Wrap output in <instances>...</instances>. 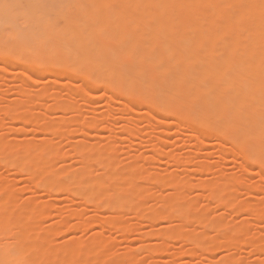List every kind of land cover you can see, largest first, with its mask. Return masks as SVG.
<instances>
[{
	"label": "bare ground",
	"instance_id": "bare-ground-1",
	"mask_svg": "<svg viewBox=\"0 0 264 264\" xmlns=\"http://www.w3.org/2000/svg\"><path fill=\"white\" fill-rule=\"evenodd\" d=\"M3 4L10 7H0V69L6 72L12 68L11 72L26 77L23 78L26 81L18 85L22 93L20 98H12L15 102L6 103L3 107L5 112L13 111L9 114L13 117L9 126L15 127L16 132L25 129L16 125L18 119L33 124L36 119L44 120L25 106L26 103L20 102L39 100L41 92L35 96L34 92L28 93L29 81L40 83L44 74H53L56 81L66 84L69 96L74 90L73 85L76 88L82 80L80 87L85 86L90 99L95 100L97 92L102 90L100 92L104 95L99 94L98 98L106 96L108 100H116L119 106L116 108L111 101H107L109 107L106 110L112 114V111L118 112L124 107L122 112L126 110L130 115L124 123L126 130L138 129L137 119L140 117L159 127L158 133L172 126H185L197 139V146L203 145L204 148V144H209L207 138L218 137L220 150L226 155L231 154L234 159L239 158L247 174L254 173L251 168L255 167L256 173H264V0H0V5ZM15 63L18 70L13 71ZM78 76L80 81L72 85ZM69 84L72 86H67ZM55 86L56 89L59 87ZM77 88L76 91L82 93ZM56 89L50 92L56 98L54 105L56 103L58 109L63 107L65 110L74 107L75 98L70 99L65 92L66 97L59 96L60 87L58 91ZM82 94L85 95L84 92ZM53 103L50 109L55 110ZM88 110L97 111L95 108L94 111ZM100 114L96 116L93 113L95 116L92 118L89 114L87 123L97 125V119L100 122L109 115L104 112L105 116L101 114L100 117ZM87 118L95 121L90 120L89 123ZM51 119L43 123L36 120L40 124L35 125L45 129L44 133L60 138L68 136L71 141V126L66 132L65 126L59 127L57 120ZM85 122H80L81 126ZM93 126L91 123L87 127L91 131ZM90 131L85 134L91 136L93 133ZM166 132L170 134L168 130ZM51 138L37 137L36 145L25 147L23 153H6L4 161L14 168L12 174L27 173L33 178L29 184L23 185L28 192L30 188L35 193L39 187L57 193L65 191L69 194L65 197L68 204L75 202L74 196H79L83 205L74 209L78 221L70 223L64 216L60 222L46 225L47 231L42 233L37 214L42 221L57 205L41 201L37 202L39 206L37 203L28 206L27 201H36L30 196L18 198L13 192L12 182H0V264H168L176 258L173 257L176 254L177 257H193L201 250H214V243L205 245L204 237L197 232L193 220L204 228H214L219 233L215 237L222 235V243L226 247H237L236 244L243 240H238L236 234H243L244 238L249 235L245 226H232L221 216L215 219L207 212H197L191 202L181 204L179 193L171 200L160 196L161 208L151 204L141 207L138 201H141V195L130 193V190L137 189L145 194L142 197L144 201L156 198L139 180L188 188L192 182L188 179L191 176L186 177V172V176L181 177L175 172L170 175L158 170L144 172L143 166H138L137 182L141 185L138 186L133 180L136 171L135 175L129 172L120 179L118 175H121L122 168H118V174L109 172L113 169L108 160L114 161L115 158L104 155L103 158L97 156L105 162L107 173L103 172V175L74 176L71 181L64 175H54L51 173L53 162L61 148L53 146ZM10 140L16 141L17 138ZM10 143L9 139L0 136V151ZM34 146L47 152V155L29 154ZM77 150L81 155L80 168L83 169L89 161L88 150L84 147ZM197 154L200 156V153ZM204 157H197L193 165L196 163L198 169H211L210 160ZM225 158L228 159L227 156ZM191 160L193 163L194 160ZM60 166L70 167L66 163ZM194 166L189 165L192 169L186 171L191 172ZM222 170L219 180L203 181L212 192L207 195L214 196L215 201L225 208L232 207L238 212L256 209L258 215L261 210L256 208L257 203L240 204L231 196L240 183H250L245 181L246 176L226 174L224 172L229 171ZM111 179L115 182L111 183ZM254 185L256 190L260 186L257 183ZM89 199L98 209H113L115 213L110 218H83L81 213L89 209ZM127 211L134 213L133 218L146 219L150 223L175 220L170 225L145 232L158 240L140 245L149 251L152 256L150 261L130 256L101 258L115 254L107 248V239L101 236L105 230L114 228L130 234L140 224L126 223ZM76 225L91 228L90 238L82 239L81 235L72 231ZM99 227L101 229H97ZM62 228L66 229L63 233L73 234L62 241L49 237V234H61ZM171 240L182 242L175 254H171L174 259H160V255L168 253L173 246ZM253 244V251H264V241ZM222 261L221 264H261L259 261L248 262L236 255Z\"/></svg>",
	"mask_w": 264,
	"mask_h": 264
},
{
	"label": "rangeland",
	"instance_id": "rangeland-1",
	"mask_svg": "<svg viewBox=\"0 0 264 264\" xmlns=\"http://www.w3.org/2000/svg\"><path fill=\"white\" fill-rule=\"evenodd\" d=\"M17 63H15L16 65L14 64L13 71L18 70ZM11 71L12 68L8 71L6 70V72L5 70L3 71L0 69V136H4L5 140L9 139V141H11V143L7 145L4 150L0 151V182L3 181L12 182L11 184H12L13 192L15 196H17L18 198L23 199L27 196H30V198H33L34 201H36V202L27 201L26 203L28 206H35L37 202L42 203L41 201H48V202H52V204L54 205H57V208L54 209L49 216H47L46 218L44 217L42 221L40 220L39 214H37V219L41 225L40 230L42 231V233H44V230L47 231L46 225L58 223L62 220L64 216L65 218H68L70 223H76L78 221V217L77 215L74 214L75 212L74 209L82 207L83 204L80 203V201L82 200L79 196H74L75 202L68 204L66 198L69 194L67 192L65 193V191L63 192L60 191V193H57L54 191H48L43 187H39L35 193H33V191H30L31 189L29 188V192H28L27 191L28 188L26 190L25 189L26 186H25L23 189V185H26L25 183L29 184L33 180V178L29 176L27 173L12 174V172H15V170L13 167H11L8 163L4 161L5 159L4 156L7 155L6 153H16L18 151H20L19 153H23L22 150H24L25 147H28L30 145H36L37 137L49 136L52 137L51 139L54 141L55 145L53 146L57 145L59 148H61L60 153L57 155V158L53 162L51 173L54 175H64L69 181H71L73 180L72 178L74 176L79 177L88 174L95 176V175H100L103 172L107 173L106 168L104 167L105 162L97 159V156L103 158V156L105 155L106 157L109 156L111 158L112 156V158H115L114 161L108 160L113 169V171H109V172L118 174V168H122L120 170L121 175L118 176L120 177V179H123L128 175L129 172H132V174L135 175V171H136V178H133V180L135 183H137L138 186H141L137 182V180H139L138 166H143L144 172L158 170L162 173L165 171L164 174L167 173L166 175H170L172 172H175V173H179L178 176L181 177H185L187 175L186 177L188 178L189 176H191L188 179L192 183L188 188H173L170 185H165L162 183L152 184L150 180H149L150 182L148 180H139V182L143 185L144 188H149L151 194L156 196V198H150L148 201H144L142 197L145 196V194L137 189L130 190V193L133 194L132 192H137V194L141 195V201L138 199L141 207L151 204L154 205L155 208L162 207V201L160 199V196H164L171 200L176 193H179L182 196V200L180 201L181 204L185 205L191 202V204H193L197 212L200 213L207 212L209 214V217L215 219L221 216L226 220L228 224L232 226H245L249 232V235H247V237L245 236L246 239L244 238L243 234H236V238H238V240L243 239L241 241H243L244 243L243 242L239 243L241 241L239 242L237 241L238 242L236 244L237 247L235 246L226 247L222 243L223 240L222 235H218L215 237V235L219 233L214 228L212 227L204 228L202 225H198L197 221L193 220L192 223L197 226L196 229L197 232L204 237L203 241L205 245L209 243H214L215 245L214 250L212 252L201 250L197 255L196 254L195 256L193 255V257L192 256L188 257V255L183 257L178 255L177 257L176 254L175 256H173L176 257L174 259L173 257H171V254H175V252L178 250L182 242L179 240H174V241L171 240L173 246H170V250L168 251V253H164L160 255L162 256L160 259L163 258L164 259L171 258V260L174 259L168 264H221L223 262L222 261L223 259L232 255H236L239 257L241 256L243 259H245L248 262L259 261V263L264 264V251L261 253L253 251L254 248L253 245H255L253 243H259L264 241V173L263 174L260 172L256 173L257 168L255 167L254 169L251 168V171L252 170L255 171L254 173L252 172L251 174H247L246 168L243 165H241V163L239 162V158L234 159L231 154L226 155L224 151L220 150V144H219L220 139L218 137L211 136L207 138L206 140L208 141L209 144L207 145L204 144V148L203 145L199 147L196 145L197 139H195V137L192 135L191 130L188 129L187 127L172 126L171 128L167 129L170 134L166 132L167 130L163 131V133L162 132L158 133L159 127L150 124L149 121H147L145 118L142 117L137 119L138 129H134L131 131H129V129L126 130L127 126L125 124L127 122L126 119H128L127 117L129 115V112L127 111L128 112L127 113L126 110L125 112H122L124 107L123 109L121 108L122 109L121 111L118 112L112 111L111 113L113 115L107 113L108 110L106 109L109 107V105H107L108 104L107 101H111L112 104H114V106H116L117 108V105L119 106V103H117L116 100L113 101L111 99L108 100L109 98L106 96L98 98L99 94L104 95L103 92L102 93L100 92L102 90H99V92H97L99 94L96 93L98 96L97 97L98 100L97 98H95L96 96L94 97L95 100H93V98L90 99L86 95L88 93L87 89L84 90L85 86L80 87V84L82 83V80L81 81L79 80L80 76H78L79 77L78 79L73 80L75 82L72 81L73 82L72 85L77 84V82L80 81L77 85L78 88L77 86L76 88L82 90V93L84 92L85 95L82 94L79 90L76 91V88L73 85L74 90L71 89L73 90L71 91L72 95L69 96V94L66 93L67 90H65L66 84L64 85L56 81L53 74H44L41 77L43 81L40 83H37L33 80L29 81L30 85H29L28 93L34 92L33 95L35 96L36 93L41 92L42 96L39 100L31 99V101L27 100L29 102L23 101L24 103L23 102L20 103L28 104V105L25 104V106H28V108H30L34 113L37 112L36 115L39 114L38 116L40 119L44 118L45 121L47 119L50 120L51 118H52L51 120L53 121L56 119L57 120L56 122L58 124L57 126L59 127L65 126L64 129H67V131L65 130L66 132H68L69 128H71V130H69L71 141L68 139L69 137L67 136L68 135L67 133L65 135L68 138L67 137L64 138V136L60 138L61 136L58 137V136H52L51 134H47L48 132L46 131L49 130H46L45 131L46 133H44L45 129L38 128L36 126L39 125H35L44 122V120H42L43 121L42 122L40 119H39L40 121L36 119L37 122L40 123H36L35 120L34 124L32 122L25 123L18 119L15 122L17 123L16 125L19 127L23 126L25 128L24 129L25 131L23 130L24 132L23 131L16 132L17 129L15 127L9 126L11 118H13L9 116V114L11 112L13 113V111L10 110L11 112H5V110H3L4 109L3 107L6 105V103L7 104L12 103L15 98L17 99L18 97L20 98L22 93H20L18 85L26 81L23 80V78L26 79V77L21 76L17 72L15 73ZM63 80L66 81L65 79ZM55 85H57V87L58 86L60 87L59 90L61 95L59 96H64L66 94V96L68 95L70 99L75 98L76 101L74 100L75 101L74 103L76 104V106L75 104L72 103L71 100V103L74 105V107L71 106L72 108L71 109L68 108V110H65V108L63 107H60V109H58L56 103L55 105L53 103L54 101H56L54 100L56 98L52 96L53 94H51L52 93L51 91L56 89ZM72 85L69 84L67 86L71 87ZM64 92L65 94H63ZM80 94L81 96H79ZM12 98L14 99L12 100ZM10 99L11 101H9ZM88 99H90L91 101L89 102ZM52 103L53 106H55V110L54 108L50 109ZM14 106L15 105H13V107ZM90 106L93 107V109ZM121 106H123V104ZM75 107L76 110H74ZM97 107L99 109L101 108L102 110L100 109L99 111ZM94 108L95 110L97 109L96 112L94 111ZM88 109H91L94 112L91 111L92 112L91 113ZM104 112L105 114H109L110 116L109 115L105 116ZM93 113H95L96 116H99L98 114L101 113L102 115L105 116V118L104 119L102 118V121L100 122L97 119L96 121L98 122V124L96 125L95 123L96 126L93 124V122L90 121V120L95 121V119L87 118L89 119V123L91 122L92 126L94 125L93 126L94 128L92 127L90 131L89 130L90 128L88 129V127L91 126V123L90 125L87 123L86 117H88L89 114L92 115L90 116L91 118L94 117L95 115H93ZM101 114L100 117H102ZM38 116L36 117L38 118ZM61 116L63 117L64 120L62 119ZM65 119L68 121V123L71 120V123L68 124ZM82 121L83 122L86 121L85 123H83V126H81ZM62 122L63 123L66 122V123L63 124ZM84 124L85 125L87 124L88 127L87 126H86L87 128L84 127ZM123 124L126 126L125 129ZM80 127H82L83 129H80ZM26 128L29 129V131ZM39 129H41L40 131L42 133L38 131ZM89 131L93 133L91 134V136H87L85 134V133H89ZM61 132H63L62 129ZM164 132H166L167 134ZM62 134L64 135V133ZM13 137H16L17 140L16 141L10 140V138ZM79 147L81 148L84 147L88 150L89 161L86 167L83 169L80 168L81 164L79 163L80 162L79 160L81 159V155L77 150ZM32 149H33L32 151L28 152L29 154L37 155V156L47 155V152H42L39 149H37L35 146ZM197 152L200 153V156H197L199 155L197 154ZM204 152L207 153L205 154ZM190 155H192V157ZM152 156L153 158H151ZM204 156L207 157L205 158ZM226 156L228 159L225 158ZM189 157L194 160L193 163L190 162L192 160ZM197 157L198 159L204 157L207 161L209 159L210 160L209 163L212 164L211 169H208V167L198 169L196 163L194 166L193 164L196 161ZM59 158H61L60 161ZM62 163H66V165L70 167H61L60 165ZM189 165L191 167L193 166L195 167L193 168L192 171L190 170L191 172L186 171L188 170V168L189 169L191 168L189 167ZM184 167H186V169ZM248 167L250 166L248 165ZM129 168H132L134 170H131ZM221 169L229 171V172H224L226 174L233 173L240 176L242 175L246 176L244 178L245 181L250 183H244L245 186H243L244 184L240 185L242 184L240 183L238 185L237 191L234 190L235 192H232L233 194H231V196L235 200L240 201L241 202V203L239 202L240 204H242V202L243 203L246 202L247 204L249 202L257 203L256 208L258 209L259 207L261 210L260 213H258V215L255 208H254L255 210H252L251 208L252 211H250L249 209H248L249 211L245 209L244 211L241 210V212H238V209L235 210L232 207L231 209L230 207L225 208V206L223 205L221 206L219 202L215 201L216 199L214 198V196L212 197V195L211 196L207 195L210 193L212 194V192L211 190H209L207 186H204V184L206 185V183H209L210 181L221 178V176L223 175L222 173L223 170L221 171ZM193 171L194 173H192ZM68 173L70 174L67 175ZM191 179L194 182L196 181L197 183L196 182L194 183ZM198 179L199 182L197 181ZM200 179L201 180L204 179V180L200 181ZM203 181L206 183H204ZM110 182L111 183L115 182V179H111ZM199 183H201L203 186L201 184L199 185ZM252 183L253 184L257 183L258 185L260 184L258 188L259 190L258 189L256 190L255 185L253 186ZM147 185L149 186L145 187ZM249 191L252 193H250ZM100 195L103 196L102 193H100ZM206 199L208 200V202ZM87 201H88L87 203L89 209L81 213V216L83 218L86 219L110 218L112 214L115 213L113 209H98L95 206L94 201H91V199ZM246 203H244V205ZM39 205L40 204L37 203V206ZM126 215H127L126 223L128 224L140 223V224L130 234H124L120 230L114 228L110 230L108 229L105 230L104 234H102L101 236L107 239L106 240L107 248L113 250L115 254L103 255L101 256V258L107 257L110 259H116L119 256L121 257L130 256L131 258H139L150 261L152 256H150L149 251L146 250L145 248H142L140 245L143 242L156 243L158 242V240L155 238V236H151L145 232H148L150 229L153 228H159L161 225L164 226L170 225L175 220L166 219L161 222H159L158 220L150 223L146 219L137 220L136 218H133L132 216L134 215V213H132V211H127ZM97 229H101V228L99 227ZM72 231H76V234L81 235L82 239L90 238L91 236L90 234L92 233L91 228L87 226L83 227L81 225H76L75 229H73ZM63 232L66 233V229L62 228L61 231L59 232L61 234H58L57 236H53L49 234V237L52 238L54 241H62L63 239L73 234V232H71L72 233L71 235H69L70 232L69 234L68 233L65 234ZM227 233L230 232L227 231ZM94 260L95 258H93V261Z\"/></svg>",
	"mask_w": 264,
	"mask_h": 264
},
{
	"label": "snow or ice",
	"instance_id": "snow-or-ice-1",
	"mask_svg": "<svg viewBox=\"0 0 264 264\" xmlns=\"http://www.w3.org/2000/svg\"><path fill=\"white\" fill-rule=\"evenodd\" d=\"M0 7L8 8V7H10V5H8V4H3V5H0Z\"/></svg>",
	"mask_w": 264,
	"mask_h": 264
}]
</instances>
